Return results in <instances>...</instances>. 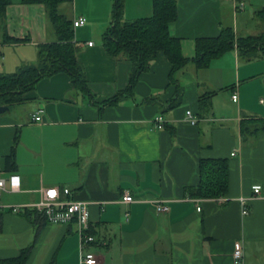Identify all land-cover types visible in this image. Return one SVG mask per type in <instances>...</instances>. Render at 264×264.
<instances>
[{
  "label": "crops",
  "instance_id": "crops-1",
  "mask_svg": "<svg viewBox=\"0 0 264 264\" xmlns=\"http://www.w3.org/2000/svg\"><path fill=\"white\" fill-rule=\"evenodd\" d=\"M114 1L74 0L66 11L72 21L87 20L74 33L94 97L76 92L69 75L60 73L24 95L26 117L18 125L0 124L6 130L0 132L1 165L18 136L14 173L21 179L20 192L5 193L19 194L18 200H1L0 259L30 248L26 264H80L76 223L50 224L33 210L29 216L9 210L34 205L43 188L57 187L89 204V233L96 241L85 251L96 254L100 264H234L239 241L245 264H264V131L253 132L264 122V59H244L235 49L208 69L189 63L172 84L169 61L159 55L132 96L101 107L98 103L128 87L132 69L126 57L109 56L102 44ZM237 1L244 6L238 12L232 0H178L179 18L170 32L181 39L185 57L195 56L197 39L217 37L225 27L234 25L239 35L232 15L249 8L252 19L264 8V0ZM152 14V0H126L125 20ZM6 15L7 36L27 41L6 43L0 28V74L31 65L39 45L57 40L44 5L12 0ZM207 95L209 105L201 110ZM176 99L180 104L170 108ZM39 110L43 122L35 123L32 116ZM187 111L199 119L197 125L187 122ZM158 116L166 121L162 130L154 125ZM202 159L229 161L225 197L191 196ZM256 185L261 192L254 196ZM126 192L134 203L123 202ZM240 198L249 200L247 215ZM154 199L169 211L157 214L149 203Z\"/></svg>",
  "mask_w": 264,
  "mask_h": 264
},
{
  "label": "trees",
  "instance_id": "trees-1",
  "mask_svg": "<svg viewBox=\"0 0 264 264\" xmlns=\"http://www.w3.org/2000/svg\"><path fill=\"white\" fill-rule=\"evenodd\" d=\"M74 0H21L22 4L45 6L47 22L56 35V42L38 47V64L24 65L15 73L0 74V107L22 105L24 95L35 90L38 83L60 73L69 75L76 92L94 97L91 93L84 66L78 60L79 47L75 41L73 21L60 9ZM12 0H0V28L4 32L6 43H23L6 34V10ZM126 0H115L112 6L111 23L102 35V44L107 54L113 57L124 56L131 63L132 69L128 87L118 95L98 103L101 107L117 105L121 98L133 95L141 75L147 72L151 63L159 55H164L170 64L169 79L176 83L175 75L189 63L197 69H208L211 63L227 52L237 50L239 56L247 60L264 59V31L249 36L237 35L233 27H225L219 36L199 38L195 41V56L185 57L181 39L170 32V27L179 18L178 0H152L153 14L150 17L127 21L124 18ZM257 19L264 22V8L256 11ZM211 95L204 96L200 109H205ZM180 104L173 100L170 108ZM253 132L264 131V122ZM18 136L4 163L0 162V173H14L17 170L16 148ZM230 166L227 159H202L198 164V183L189 187L192 197L200 199H218L225 197L229 190ZM36 212V211H35ZM28 214L27 210L24 215ZM29 216V214H28ZM44 218V217H43ZM2 212L0 211V230ZM30 248L23 249L19 256L0 259V264H26Z\"/></svg>",
  "mask_w": 264,
  "mask_h": 264
},
{
  "label": "built area",
  "instance_id": "built-area-1",
  "mask_svg": "<svg viewBox=\"0 0 264 264\" xmlns=\"http://www.w3.org/2000/svg\"><path fill=\"white\" fill-rule=\"evenodd\" d=\"M234 4L235 11L243 9V4L239 3L237 0H232ZM87 23L86 18L78 17L73 20V29L76 30L79 27L84 26ZM89 46H93V42L88 43ZM235 103L239 101V95L235 92L232 96ZM43 110H39L32 116V120L35 123L43 122ZM187 122L191 125H197L199 119L192 114L191 111H187ZM166 121L163 116H158L154 119V125L157 129H164ZM237 152L234 151L231 156L235 157ZM21 190V179L20 176L12 173L10 175L4 176L0 175V211L2 212L1 200L5 193H17ZM254 196H257L261 192V186L256 185L253 187ZM41 200L34 205L26 206H14L10 207L11 212L20 214L23 211L33 210L44 217L45 221L50 224H71L76 223L78 225V235L80 239V264H100V261L96 254L85 251V246L92 244L96 241L90 231V211L89 204L87 202L78 201L75 199H70L71 190L68 188L60 189L57 187H47L41 190ZM123 202L126 204H131L135 202L134 197L131 193L126 192L123 196ZM241 206L243 208V214L247 215L249 213L247 198L239 199ZM151 205L155 208L157 214L166 213L169 211L168 206L163 200L154 199L149 201ZM200 211V208H198ZM234 264H245V252L244 244L242 241L236 242L234 247Z\"/></svg>",
  "mask_w": 264,
  "mask_h": 264
},
{
  "label": "rangeland",
  "instance_id": "rangeland-1",
  "mask_svg": "<svg viewBox=\"0 0 264 264\" xmlns=\"http://www.w3.org/2000/svg\"><path fill=\"white\" fill-rule=\"evenodd\" d=\"M69 6L70 4L63 5L62 6L63 8L60 9V12L62 14H65L68 9L67 7ZM251 14H252L251 9L248 8L245 13L239 12L236 18L233 15L231 16V22L235 21L236 31L238 30L239 32L238 34L240 36L259 34L264 31V22H262L257 18L251 19V16L253 15ZM232 27H234V25H232ZM37 64L38 61L31 63V65L34 66H37ZM27 106L28 104L17 105L9 109L7 112L0 114V124H2V122L9 121L11 123L18 125L22 121V119L26 117ZM4 131L6 130H0V132H4ZM13 145L14 143L12 144V146ZM18 197H20L19 194H4V198H2V201L5 202L6 200H10L14 202L18 200ZM1 245H3V240L0 238V246Z\"/></svg>",
  "mask_w": 264,
  "mask_h": 264
},
{
  "label": "water",
  "instance_id": "water-1",
  "mask_svg": "<svg viewBox=\"0 0 264 264\" xmlns=\"http://www.w3.org/2000/svg\"><path fill=\"white\" fill-rule=\"evenodd\" d=\"M9 110L8 107H0V114L5 113Z\"/></svg>",
  "mask_w": 264,
  "mask_h": 264
}]
</instances>
